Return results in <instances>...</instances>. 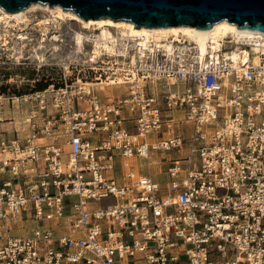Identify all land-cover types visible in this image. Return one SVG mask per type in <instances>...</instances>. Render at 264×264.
Wrapping results in <instances>:
<instances>
[{"label":"built area","instance_id":"2783aa9c","mask_svg":"<svg viewBox=\"0 0 264 264\" xmlns=\"http://www.w3.org/2000/svg\"><path fill=\"white\" fill-rule=\"evenodd\" d=\"M98 33L44 90H0L27 105L0 137V264H264V51ZM157 156L163 186L134 165Z\"/></svg>","mask_w":264,"mask_h":264},{"label":"rangeland","instance_id":"374dc122","mask_svg":"<svg viewBox=\"0 0 264 264\" xmlns=\"http://www.w3.org/2000/svg\"><path fill=\"white\" fill-rule=\"evenodd\" d=\"M31 11L26 14L29 19L27 26L8 27L0 21V90L5 95L21 96L34 91L33 89L38 83L43 84L46 81L55 83L59 78L61 65L66 64L71 59L82 62L95 50L96 47L93 43L86 40L88 36L91 37L98 31L97 38L107 37L111 34V30H116L109 29L102 36L100 30L83 28L75 21L67 20L52 23L46 28L40 27L37 29L35 24L49 17L44 10L34 9ZM12 23L10 22V24ZM75 33L76 37H74ZM4 39H6V42H4ZM78 71L81 75L83 69L78 68ZM66 73L70 75L71 80L77 77L76 71L68 70ZM96 90L100 96L103 94L114 96L124 91V86L102 85L96 86ZM26 107V103L20 99L12 105L7 101L3 103L0 116L11 119V121L0 124V137H13L12 129L20 127L21 118L25 114ZM187 127V125H182L177 129L179 128L185 133ZM27 132L25 131L19 136H25ZM141 163L143 173L147 172L146 162ZM150 171H152V175L156 180H164V177L157 173V167H152ZM41 224L42 222L38 223V225ZM44 224H47V222H44ZM35 226L36 223L29 222L25 224V229L30 231Z\"/></svg>","mask_w":264,"mask_h":264},{"label":"water","instance_id":"95a60500","mask_svg":"<svg viewBox=\"0 0 264 264\" xmlns=\"http://www.w3.org/2000/svg\"><path fill=\"white\" fill-rule=\"evenodd\" d=\"M31 3L59 5L83 20L110 18L136 27L209 29L225 19L238 29L264 33V0H0V8L12 13Z\"/></svg>","mask_w":264,"mask_h":264},{"label":"bare ground","instance_id":"6f19581e","mask_svg":"<svg viewBox=\"0 0 264 264\" xmlns=\"http://www.w3.org/2000/svg\"><path fill=\"white\" fill-rule=\"evenodd\" d=\"M34 9L44 10L49 17L47 19L38 21L35 24V27L37 29L40 27L46 28V26H50L52 25V23H58L59 21H75L83 28L100 30L102 36L103 33L108 31L109 29H116L118 32H124L128 38L137 40L140 45L143 46L151 38L162 40H176L181 37L192 40L197 45V48L199 49L201 55H204L207 49L211 46L213 49H218L221 41L229 37L232 38V41H235V46L230 51L229 57L231 58V60L237 61L239 63H245L246 61H248L249 53L246 49L240 48L238 44H249L252 45V49L254 51H264V33L247 29H238L235 24L229 23L225 19L213 23L209 29H197L193 26H172L165 28H151L143 26L136 27L130 22L122 20L113 21L110 18L83 20L79 18L75 13L71 12L70 10H65L59 5L49 7V5L42 3H31L27 8L12 13L4 11L2 8H0V21H2L8 27H17L18 25L27 26L29 19L27 18L26 14ZM10 22L13 23L10 24ZM101 38H105V36ZM4 42H6V39H4ZM166 46L167 48L169 47L168 45ZM252 60L254 63H256L257 59L255 55L252 56Z\"/></svg>","mask_w":264,"mask_h":264},{"label":"crops","instance_id":"0c3cea01","mask_svg":"<svg viewBox=\"0 0 264 264\" xmlns=\"http://www.w3.org/2000/svg\"><path fill=\"white\" fill-rule=\"evenodd\" d=\"M158 157H159V156L154 157V158H151V159H149V160L146 161V165H147V167H148V171L145 172V173H143V170H142V168H141V164H142L141 162H144L143 160L135 159V160H134V165L137 167V169H138V173H139L140 175H143V176H150L152 179H154L155 181L161 183V185L163 186V183H164V181H165V175H164V174L161 172V170L158 168V164H157V163H159V158H158ZM168 157H169V155H168ZM147 163H149V165H148ZM152 167H157V173H159L160 176H163V177H164V180H163V181H159V180H156V179L154 178V175H152V171H150V170L152 169Z\"/></svg>","mask_w":264,"mask_h":264},{"label":"trees","instance_id":"16d2710c","mask_svg":"<svg viewBox=\"0 0 264 264\" xmlns=\"http://www.w3.org/2000/svg\"><path fill=\"white\" fill-rule=\"evenodd\" d=\"M54 82H51V81H46L44 82L43 84L41 83H38L36 85V87L33 89L34 91H40V90H44L45 88H47L48 85L52 84ZM3 91V90H2Z\"/></svg>","mask_w":264,"mask_h":264}]
</instances>
